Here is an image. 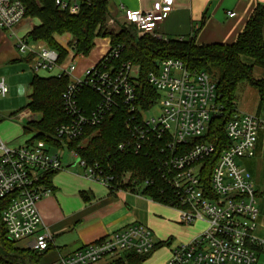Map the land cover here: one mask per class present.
Instances as JSON below:
<instances>
[{
	"label": "built area",
	"instance_id": "obj_1",
	"mask_svg": "<svg viewBox=\"0 0 264 264\" xmlns=\"http://www.w3.org/2000/svg\"><path fill=\"white\" fill-rule=\"evenodd\" d=\"M83 1L87 0H54L59 9L70 12H77ZM171 8L172 0H157L148 10L121 5L118 19L134 25L139 35L154 33L157 23L164 20ZM24 17L21 0H0V28L5 33L15 34L14 27ZM67 42L68 38L61 43L67 54L59 61L58 50L32 41L26 33L15 38L17 51L29 58L34 73L53 72V76L69 78L61 95L68 119L55 129L54 139L61 146L42 139L11 146L0 137V199L11 197L1 212L7 236L16 242L26 241V247L37 252H44L52 245L53 235L43 227L37 204L51 193L46 182L48 176L64 168L59 153L64 146L70 158L77 160L75 164L80 166L84 177L110 189L114 178L111 165L87 164L67 145L121 106L126 114L125 127L132 137L120 143L118 150L149 155L157 177L168 188L169 202L165 205L176 210L179 223H205L191 241L178 243L171 249L168 264H256L255 249L264 250V239L253 233L257 225V199L249 172L237 161L251 154L264 123L255 115L235 112L224 127L229 144L212 161L207 179L204 171L215 153V145L198 139L204 136L210 121L221 113L215 82L207 72L190 71L179 59L160 61L156 70L147 75L159 96L158 114L148 117L146 113L150 109L146 111L136 105L134 84L138 66L129 61L115 62L120 45L112 46L109 42L106 52L79 77L75 74L74 61L80 55H75ZM83 89L96 95L93 106L86 107L80 102ZM8 91L1 77L0 96ZM31 114L28 110L20 111L11 118L28 121ZM127 177V173L123 174L122 182ZM151 183L148 178L143 181V185ZM154 246L151 230L132 223L49 264H98L126 251L147 255Z\"/></svg>",
	"mask_w": 264,
	"mask_h": 264
},
{
	"label": "trees",
	"instance_id": "obj_2",
	"mask_svg": "<svg viewBox=\"0 0 264 264\" xmlns=\"http://www.w3.org/2000/svg\"><path fill=\"white\" fill-rule=\"evenodd\" d=\"M21 1L25 6V16L37 21L26 32V36L32 41L43 42L58 50L59 61L64 60L67 54L66 47L57 38L63 35L68 36V47L75 55L80 56L90 53L97 38L107 37L112 46L120 45L119 56L115 62L129 61L138 66L134 90L139 109L147 111L158 101V93L148 82L147 75L156 70L160 61L168 58L179 59L190 71L207 72L215 82L216 102L221 109L220 115L210 121L204 136L198 139L215 145V153L210 157L204 171L207 179L212 161L229 144L224 127L226 121L236 112L237 84L247 81L264 97V79L253 77L254 66L264 68V4L258 3L254 7L233 42L196 44L194 35L189 38L164 37L156 31L139 35L134 25L118 19V9L113 0L83 1L77 12L59 9L54 0ZM68 81L69 78L64 75L57 77L32 74L31 92L25 108L36 115L23 125L24 133L31 135L26 140H48L51 145L61 146L54 139V135L56 127L68 119L61 96ZM96 101L97 97L91 91L82 90L80 102L83 105L91 107ZM125 119L126 114L122 107L117 106L99 124L86 128L80 138L68 142L67 147L75 149L79 158L87 164L98 162L111 165L110 173L114 178L110 192H115L116 189L138 191L156 202L167 204L168 188L157 177L149 155L142 152L122 153L118 150L120 143L127 142L132 137L125 127ZM85 138L86 141L79 144ZM54 173L48 176L47 183ZM125 173L128 177L122 182V175ZM146 178L152 180L150 185H143ZM10 201V196L0 199V264H39L45 251L37 252L28 247H19L6 234L1 212ZM145 258L146 255L126 251L107 264H141Z\"/></svg>",
	"mask_w": 264,
	"mask_h": 264
},
{
	"label": "crops",
	"instance_id": "obj_3",
	"mask_svg": "<svg viewBox=\"0 0 264 264\" xmlns=\"http://www.w3.org/2000/svg\"><path fill=\"white\" fill-rule=\"evenodd\" d=\"M113 2L116 9L122 5L127 9L148 10L157 0ZM258 3L264 4V0H172L171 10L162 22L157 23L155 31L164 37L189 38L194 35L196 44L231 43L242 31ZM229 13L233 15L229 16ZM36 22L32 19V23L28 22L30 24L27 27L23 26L24 21L20 22L14 27L13 35L5 33L0 28V67L7 64L12 70L22 67L24 61L29 64V58L17 51L15 38L16 35L25 34ZM63 36L68 38L67 35ZM109 42V38H103L96 58L89 62L90 65H79V71L82 72L86 67L96 63L106 52ZM32 74L54 75L53 72L33 71ZM253 77L264 79V68L254 66ZM10 81L11 78L8 81L9 91ZM235 97L236 112L255 115L264 123V97L260 96L254 86L247 81L239 82L235 89ZM1 130L2 140L7 143H18L16 129ZM237 162L249 172L255 189L258 214L253 233L260 238L259 234L264 233V127L258 130L251 154L239 158ZM74 165L67 161L63 169L50 176L48 185L51 193L37 204L43 227L53 235V243L44 252L39 264H49L132 223L147 226L152 232L155 244H158L146 255L141 264H168L170 251L176 244L189 242L202 231L198 227L199 221L191 225L179 223L177 212L172 207L143 196L138 191L119 189L110 192L100 183L84 177L82 169L72 170L71 167ZM22 242V246L19 247H26V241ZM255 254L256 264H264V250L256 248ZM111 260L113 259L105 258L98 264H107Z\"/></svg>",
	"mask_w": 264,
	"mask_h": 264
},
{
	"label": "rangeland",
	"instance_id": "obj_4",
	"mask_svg": "<svg viewBox=\"0 0 264 264\" xmlns=\"http://www.w3.org/2000/svg\"><path fill=\"white\" fill-rule=\"evenodd\" d=\"M22 21H24V25H23L24 27H27L30 24L28 22L32 23V19L27 16H25ZM57 38L58 41H60V43H65L67 39L66 36H62V37L60 36V38L59 37ZM102 42H103V38L95 39L94 47L87 56H84V58L82 59L79 56L76 57L74 62L76 64L75 74L77 76L81 77L83 74V71L82 72L79 71V65L89 64V62L93 61L96 58L97 54L99 53L100 50L99 48L101 46L100 44ZM23 64L24 65L22 67L14 68L12 70L10 66L7 64H3V66L0 67V78L3 77L7 85L9 84L8 83L9 78H11L10 81L11 91H8V93L5 96H0V131H2L1 128L2 129L4 128V130L7 131H14L15 129L16 131H18V135H17L18 143L16 142L7 143L5 141L8 145L11 146L18 145L22 143L24 140L31 137L30 134L29 135L25 134L23 131V125L26 122L25 119L19 122L10 118L13 113L27 110V108H25V105L28 101V94L31 92L30 79L32 76V71L30 69V61L29 64L26 61H24ZM158 109H159L158 104H156L146 113V115L148 117L156 116L158 114ZM35 115L36 114L32 113L30 117H33ZM86 139L87 138H85L79 144L84 143ZM62 148L63 150L59 151V153L61 155V159L63 163L67 164V161H69L71 164H75L77 160L74 158H70L65 146ZM71 169L78 171L81 168L79 165L75 164L74 166L71 167ZM198 227H200V230H202L205 227V223L200 221L198 223ZM259 236L260 239L261 238L264 239V233H260ZM16 243L19 244L17 246H22L23 242L17 241Z\"/></svg>",
	"mask_w": 264,
	"mask_h": 264
}]
</instances>
